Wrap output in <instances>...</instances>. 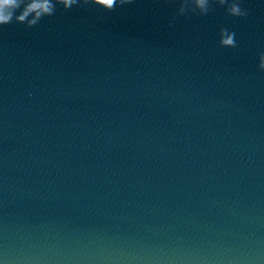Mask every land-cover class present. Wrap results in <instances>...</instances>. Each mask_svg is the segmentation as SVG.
Listing matches in <instances>:
<instances>
[{
  "label": "water",
  "instance_id": "95a60500",
  "mask_svg": "<svg viewBox=\"0 0 264 264\" xmlns=\"http://www.w3.org/2000/svg\"><path fill=\"white\" fill-rule=\"evenodd\" d=\"M49 3L0 26V264H264V0Z\"/></svg>",
  "mask_w": 264,
  "mask_h": 264
},
{
  "label": "clouds",
  "instance_id": "9594fccd",
  "mask_svg": "<svg viewBox=\"0 0 264 264\" xmlns=\"http://www.w3.org/2000/svg\"><path fill=\"white\" fill-rule=\"evenodd\" d=\"M23 0H0V26L13 23H22L26 20L30 13L33 12H48L52 11V6L49 0H29L27 4L23 5V10L17 14V10L21 9ZM58 3L63 4L66 9L72 8L79 3V0H57ZM87 2V0H85ZM92 3H98V0H91ZM118 0H104L103 8L113 9ZM132 0H119L120 4L131 3ZM221 3H229L227 12L232 17H245L249 14L248 10L241 7L240 0H220ZM197 6L201 9L205 8L208 0H196ZM36 20L29 22L30 25L36 24ZM235 33L229 32L228 29H221V45L235 47ZM260 69L264 70V53L260 54Z\"/></svg>",
  "mask_w": 264,
  "mask_h": 264
}]
</instances>
